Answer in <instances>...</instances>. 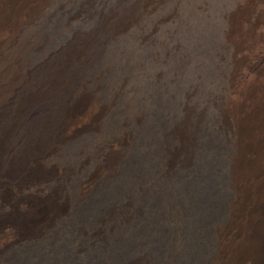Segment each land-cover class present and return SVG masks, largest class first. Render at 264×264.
<instances>
[{
    "label": "rangeland",
    "instance_id": "1",
    "mask_svg": "<svg viewBox=\"0 0 264 264\" xmlns=\"http://www.w3.org/2000/svg\"><path fill=\"white\" fill-rule=\"evenodd\" d=\"M5 53L28 77L29 128L50 129L80 93L96 120L53 157L71 173L65 215L3 264H226L227 109L233 84L264 79V0H50Z\"/></svg>",
    "mask_w": 264,
    "mask_h": 264
},
{
    "label": "bare ground",
    "instance_id": "2",
    "mask_svg": "<svg viewBox=\"0 0 264 264\" xmlns=\"http://www.w3.org/2000/svg\"><path fill=\"white\" fill-rule=\"evenodd\" d=\"M49 1L0 0V264L11 251L40 241L65 215V183L71 173L56 167L53 157L61 141L92 128L96 120L88 117L89 99L80 93L50 129L25 123L29 111L20 100L27 97L28 77L4 55L19 20H30ZM239 15L229 34L236 47L245 34L235 22ZM232 89L235 98L227 112L234 121L237 201L224 235L226 264H264V79L254 86L233 84ZM114 158L107 156L106 164ZM96 174L90 173L87 185Z\"/></svg>",
    "mask_w": 264,
    "mask_h": 264
}]
</instances>
